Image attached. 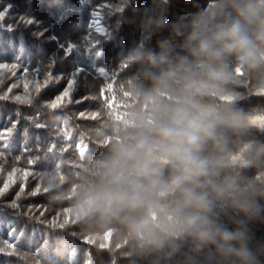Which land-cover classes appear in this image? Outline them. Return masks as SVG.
<instances>
[{"label":"clouds","instance_id":"obj_1","mask_svg":"<svg viewBox=\"0 0 264 264\" xmlns=\"http://www.w3.org/2000/svg\"><path fill=\"white\" fill-rule=\"evenodd\" d=\"M131 11L140 39L84 117L92 153L45 200L103 264H264V0ZM41 251L15 254L61 264Z\"/></svg>","mask_w":264,"mask_h":264},{"label":"trees","instance_id":"obj_2","mask_svg":"<svg viewBox=\"0 0 264 264\" xmlns=\"http://www.w3.org/2000/svg\"><path fill=\"white\" fill-rule=\"evenodd\" d=\"M137 3L148 0H0V249L14 247L0 250V264H24L16 252L46 259L42 249L61 264L107 259L62 231L69 217L44 192L49 180L63 183L80 171L82 152L92 153L84 117L98 106L99 85L113 79L116 51L140 39ZM69 43L76 47L65 52ZM74 73L69 102L50 108Z\"/></svg>","mask_w":264,"mask_h":264},{"label":"snow or ice","instance_id":"obj_3","mask_svg":"<svg viewBox=\"0 0 264 264\" xmlns=\"http://www.w3.org/2000/svg\"><path fill=\"white\" fill-rule=\"evenodd\" d=\"M93 15H96V14L94 13ZM4 16H5V13L3 11H0V20H2L4 18ZM22 22H28V21H22ZM97 31H99V29H97ZM86 39L90 40V37H86ZM74 47H76V45L69 43V44H67L66 47L64 46V50H65V52H71ZM3 66H5V65L0 64V67H3ZM75 77H76V73H74L72 79L69 80L65 90L58 97H56L54 100H52V102L48 105L50 108L56 109L57 107L61 106L65 100H67V102H69L68 98H69V94L73 88V82L75 81ZM37 91H39V85L37 86ZM16 99H19V97H17ZM25 175H27V173H25ZM7 187H8V185L5 184L4 190H6ZM21 193H23V187H21ZM0 194H3V190H0ZM33 194H35V193H33ZM19 198H20V194L17 195V199H19ZM12 206L15 207L16 205L13 204ZM43 215H44V213L41 212V216H43ZM53 223H55V221H53ZM7 249H13L14 250V247L12 245H6L5 248L0 249V250L7 251Z\"/></svg>","mask_w":264,"mask_h":264}]
</instances>
